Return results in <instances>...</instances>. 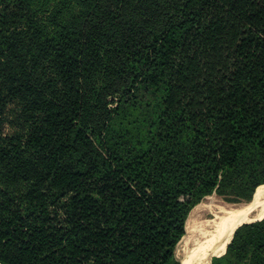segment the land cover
<instances>
[{"label": "trees", "instance_id": "trees-1", "mask_svg": "<svg viewBox=\"0 0 264 264\" xmlns=\"http://www.w3.org/2000/svg\"><path fill=\"white\" fill-rule=\"evenodd\" d=\"M37 1L0 0V264H180L264 185V0ZM234 233L264 264V218Z\"/></svg>", "mask_w": 264, "mask_h": 264}, {"label": "bare ground", "instance_id": "bare-ground-1", "mask_svg": "<svg viewBox=\"0 0 264 264\" xmlns=\"http://www.w3.org/2000/svg\"><path fill=\"white\" fill-rule=\"evenodd\" d=\"M209 203L198 205L189 216L186 234L179 243L184 247V264H210L212 255L224 248L239 225L262 220L264 185L257 190L255 199L245 204L230 207Z\"/></svg>", "mask_w": 264, "mask_h": 264}, {"label": "rangeland", "instance_id": "rangeland-1", "mask_svg": "<svg viewBox=\"0 0 264 264\" xmlns=\"http://www.w3.org/2000/svg\"><path fill=\"white\" fill-rule=\"evenodd\" d=\"M57 0H45V1H43L42 3H40V2H36L35 3V7L36 8H40L42 11H45V10H47L49 7H50V5H51V7L53 6V2H56ZM45 16V14H43V13H40V16L39 17H44ZM211 199V200H210ZM211 201H213V204H215V205H223V206H230V207H232V206H238V205H241V204H245V203H248V202H240V203H236V204H230V203H225L224 201H223V199L222 198H220V197H218V196H216V195H213V196H210V197H207V198H205L200 204H199V206L200 205H202V206H206V205H208V203L209 202H211ZM210 204V203H209ZM193 211V210H192ZM192 213V212H191ZM203 213H204V211H203ZM207 217H208V219L209 218H211V216L210 215H207ZM183 246V245H182ZM182 246H177V248H176V251H175V256H176V259L180 262V264H184V262H185V255H184V247H182ZM222 250V249H221ZM220 250V251H221ZM220 251H218L217 253H219ZM217 253H215L216 255H217ZM215 254H213V255H215ZM212 255V257H211V263L210 264H213V259H220L221 257H224L225 256V252L224 253H222V254H220V255H217V256H213ZM221 262H222V264H227L226 263V261L225 260H223L222 258H221Z\"/></svg>", "mask_w": 264, "mask_h": 264}, {"label": "water", "instance_id": "water-1", "mask_svg": "<svg viewBox=\"0 0 264 264\" xmlns=\"http://www.w3.org/2000/svg\"><path fill=\"white\" fill-rule=\"evenodd\" d=\"M254 197H255V196H254ZM262 220H263V219H262ZM260 221H261V220H260ZM256 222H258V221H256ZM253 223H255V222H253ZM250 224H251V223H250ZM232 240H233V239H232ZM231 242H232V241H231ZM231 242H230V243H231ZM230 243H229V244H230ZM226 249H227V248H226Z\"/></svg>", "mask_w": 264, "mask_h": 264}]
</instances>
